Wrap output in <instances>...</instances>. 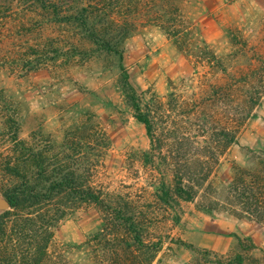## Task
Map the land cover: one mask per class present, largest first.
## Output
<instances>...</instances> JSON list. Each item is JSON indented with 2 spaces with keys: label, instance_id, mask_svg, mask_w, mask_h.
<instances>
[{
  "label": "trees",
  "instance_id": "obj_1",
  "mask_svg": "<svg viewBox=\"0 0 264 264\" xmlns=\"http://www.w3.org/2000/svg\"><path fill=\"white\" fill-rule=\"evenodd\" d=\"M177 1L0 0V73L28 74L63 55L66 44L76 50L79 40L98 45L86 54L105 50L123 62L120 44L139 19L160 27L183 48L192 32ZM62 28L74 29L78 39ZM203 51L209 60H217L214 52ZM258 68L264 83V58ZM238 85L239 79L231 78L204 84L190 95L173 90L146 104L127 88L134 116L150 139L143 164L157 173L151 178L154 190L146 196L111 195L98 188L95 177L109 140L90 116L66 132L57 152L54 145L28 147L0 86V115L13 137V155L4 164L10 179L0 186L8 204L0 211V264H78L64 252H53L51 244L61 220L86 203L95 204L101 214V227L84 243L95 264H153L164 242L147 238L150 220L160 207L168 211L183 201L264 223V158L255 167L234 165L227 184L215 181L222 157L237 143L262 98L249 90L237 94ZM247 240L235 254L205 251L187 264H264V249Z\"/></svg>",
  "mask_w": 264,
  "mask_h": 264
},
{
  "label": "rangeland",
  "instance_id": "obj_2",
  "mask_svg": "<svg viewBox=\"0 0 264 264\" xmlns=\"http://www.w3.org/2000/svg\"><path fill=\"white\" fill-rule=\"evenodd\" d=\"M177 2L192 32L183 48L160 27L139 19L120 44L123 62L105 50L86 54L99 47L79 40L76 50L66 44L63 55L28 74L2 71L0 86L12 102L11 115L27 146L37 150L54 145L57 152L66 132L90 116L109 140L104 163L95 177L98 188L111 195L146 196L154 190L151 178L157 173L146 171L143 164L150 139L145 126L134 116L127 88L132 87L146 104L153 98L165 99L173 90L190 95L204 84L234 78L239 79L237 94L245 95L249 90L262 98L242 127L237 143L222 157L215 181L227 184L234 176V165L255 167L264 158V83L257 71L264 58V0ZM60 30L78 39L74 29ZM203 50L214 52L217 60H209ZM213 60L216 66L210 62ZM4 120L0 115L2 187L10 179L4 164L13 155L10 124ZM4 200L0 193V211L8 208ZM150 222L147 238L160 237L164 242L153 264H187L205 251L235 254L242 251L245 239L264 249L263 222L238 218L226 211H209L198 201H183L168 211L160 207ZM100 227V211L95 204L86 203L58 224L51 250L64 252L78 264H95L84 243ZM254 254L259 256L262 251L255 250Z\"/></svg>",
  "mask_w": 264,
  "mask_h": 264
},
{
  "label": "water",
  "instance_id": "obj_3",
  "mask_svg": "<svg viewBox=\"0 0 264 264\" xmlns=\"http://www.w3.org/2000/svg\"><path fill=\"white\" fill-rule=\"evenodd\" d=\"M4 204H5V206H7V207H8V204H7L6 200H4Z\"/></svg>",
  "mask_w": 264,
  "mask_h": 264
}]
</instances>
